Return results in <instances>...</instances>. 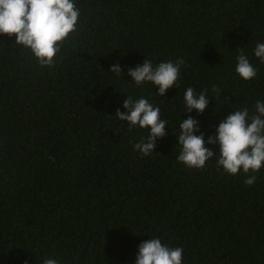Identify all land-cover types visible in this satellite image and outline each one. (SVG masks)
<instances>
[{
  "label": "trees",
  "instance_id": "obj_1",
  "mask_svg": "<svg viewBox=\"0 0 264 264\" xmlns=\"http://www.w3.org/2000/svg\"><path fill=\"white\" fill-rule=\"evenodd\" d=\"M75 2L77 30L52 67L0 35V264H131L151 236L181 247L182 264H264V167L228 175L214 160L197 170L175 159L181 116L207 137L232 108L264 100V64L252 56L264 0ZM240 51L257 69L250 81L234 72ZM145 58L185 61L163 98L130 82L127 69ZM113 63L122 77L107 72ZM213 85L202 114L183 113L186 87ZM125 96L168 119L149 156L132 148L145 130L113 115ZM205 146L215 159L218 147Z\"/></svg>",
  "mask_w": 264,
  "mask_h": 264
},
{
  "label": "clouds",
  "instance_id": "obj_2",
  "mask_svg": "<svg viewBox=\"0 0 264 264\" xmlns=\"http://www.w3.org/2000/svg\"><path fill=\"white\" fill-rule=\"evenodd\" d=\"M80 15L75 0H0V35H14L13 44L28 49L38 65L52 67L61 45L77 30ZM252 56L264 64V41L255 43ZM234 60V72L241 79L256 78L257 69L243 51L238 52ZM184 63L182 58H177L153 64L145 58L142 63L129 67L127 75L137 86L145 83L154 86L153 94L163 98L166 90L178 86ZM107 72L120 77L123 74L119 63L111 64ZM216 91L215 85L199 92L191 86L186 87L182 96L183 113L194 110L197 116L202 114L210 98L214 99L209 92ZM121 107L123 111L117 108L113 114L116 121L126 122L124 127L128 130L140 128L146 132L132 145L133 150L142 156L153 154L156 141L165 135L168 125L166 115L160 112L161 106L143 96L135 99L125 96ZM175 137L176 145H179L175 159L187 168L200 170L207 161L214 160L215 165L228 175L256 173L264 167V100L256 99L251 111L248 107L232 108L207 137L200 131L197 119L192 115L181 116ZM205 145L218 147L215 159H212L213 150ZM254 181L255 175H246L243 183L250 186ZM182 252L181 247L169 246L159 237L151 236L136 246L131 264H182ZM22 264H28V261L24 260ZM41 264H60V261L46 257Z\"/></svg>",
  "mask_w": 264,
  "mask_h": 264
}]
</instances>
